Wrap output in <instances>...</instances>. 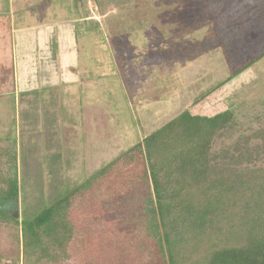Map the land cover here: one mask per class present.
<instances>
[{"label": "rangeland", "instance_id": "obj_1", "mask_svg": "<svg viewBox=\"0 0 264 264\" xmlns=\"http://www.w3.org/2000/svg\"><path fill=\"white\" fill-rule=\"evenodd\" d=\"M0 22V175L20 186L18 200L0 201L18 222L0 217V264L23 261L24 219L185 110L230 112L203 158L209 180L231 186L264 171V0H0ZM10 23L22 32L69 25L73 82L53 87L46 71L61 66L56 35L21 96ZM246 149L252 162L237 163ZM146 172L139 156L72 199L62 264H167L147 231Z\"/></svg>", "mask_w": 264, "mask_h": 264}, {"label": "trees", "instance_id": "obj_2", "mask_svg": "<svg viewBox=\"0 0 264 264\" xmlns=\"http://www.w3.org/2000/svg\"><path fill=\"white\" fill-rule=\"evenodd\" d=\"M244 71L235 72L233 78ZM229 114V110L214 116L183 111L53 204L24 219L23 261L16 259L15 263L62 264L69 260L74 236L68 220L72 199L118 165L133 166L140 156L151 183L145 208L147 231L167 264H264V171L227 186L225 178L209 180L203 162L215 135L227 126ZM253 157L246 149L236 162L250 163ZM187 173H191L192 183ZM0 183L2 203L19 199L16 176L0 175ZM0 217L13 219L5 210H0Z\"/></svg>", "mask_w": 264, "mask_h": 264}, {"label": "crops", "instance_id": "obj_3", "mask_svg": "<svg viewBox=\"0 0 264 264\" xmlns=\"http://www.w3.org/2000/svg\"><path fill=\"white\" fill-rule=\"evenodd\" d=\"M25 8L26 6L21 8L19 11L21 12ZM0 24L2 28L3 23L0 22ZM59 24L63 26L61 23ZM9 27L11 30L10 45L11 48L12 45L14 48L12 51V55L14 54L13 60L17 61V66L13 71V76L15 78L16 75L18 78L17 82L19 85L20 93H22L21 96L27 94V91L32 89L30 88L31 85H36L34 83L37 82V78L40 77V71L36 70V68H38V64H36L38 55L40 59L41 56H43L44 53L47 52V48L50 45L51 40L56 35H58L56 40V59L57 61L60 60L61 66L59 65V68L55 70L53 68L54 64H48L46 71L49 69L51 76L54 78L52 79L53 87L59 86L61 81L66 84L68 82H73L74 78H72L70 73H73L71 69L76 61L77 54L75 50L76 45L74 34H72V28H70L69 25L61 27V29L56 28L54 25H52L51 27L42 28L37 31L31 30L30 32H22L20 30L15 31L14 28L12 29L11 23ZM14 37L16 39V42L13 43ZM43 66L44 67L42 68L45 69L46 65ZM42 71L44 70H41V72ZM4 87L5 86L3 85V87L1 88Z\"/></svg>", "mask_w": 264, "mask_h": 264}]
</instances>
